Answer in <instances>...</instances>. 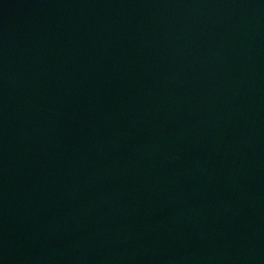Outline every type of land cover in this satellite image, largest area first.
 I'll list each match as a JSON object with an SVG mask.
<instances>
[{
    "label": "water",
    "instance_id": "95a60500",
    "mask_svg": "<svg viewBox=\"0 0 264 264\" xmlns=\"http://www.w3.org/2000/svg\"><path fill=\"white\" fill-rule=\"evenodd\" d=\"M0 264H264V0H0Z\"/></svg>",
    "mask_w": 264,
    "mask_h": 264
}]
</instances>
